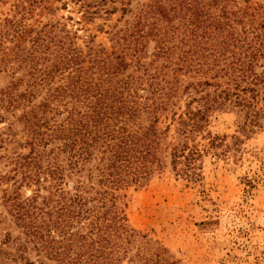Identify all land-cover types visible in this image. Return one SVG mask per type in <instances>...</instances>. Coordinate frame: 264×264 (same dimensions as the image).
Segmentation results:
<instances>
[{
  "label": "trees",
  "instance_id": "1",
  "mask_svg": "<svg viewBox=\"0 0 264 264\" xmlns=\"http://www.w3.org/2000/svg\"><path fill=\"white\" fill-rule=\"evenodd\" d=\"M150 1L114 34L111 52L7 21L0 45L13 72L0 90V126L10 116L8 130L21 127L16 144L29 152L17 156L14 177L37 187L24 201L15 195L26 239L4 253L6 264H174L129 226L121 192L144 186L166 160L196 180L201 153L190 142L216 110L244 111L251 126L264 117L263 41L221 19L186 18V0ZM181 74L193 81L171 137L160 124Z\"/></svg>",
  "mask_w": 264,
  "mask_h": 264
},
{
  "label": "rangeland",
  "instance_id": "2",
  "mask_svg": "<svg viewBox=\"0 0 264 264\" xmlns=\"http://www.w3.org/2000/svg\"><path fill=\"white\" fill-rule=\"evenodd\" d=\"M99 1L0 0V37L8 28L7 21L17 20L30 29L45 27L43 31L83 52L91 46L111 52L114 34L132 26L142 3L151 1ZM186 2V18L221 19L242 36L264 43V0ZM194 6L197 15H193ZM8 46L12 47L6 43L5 48ZM1 49L0 45V90L9 84L13 72L4 67ZM147 49L152 52L153 43ZM181 80L169 111L161 118L162 129L171 125V137L189 100L184 87L193 81L184 74ZM7 118L0 126V264L7 262L5 252L12 253L26 239L25 229L16 219L15 195H20L19 202L24 201L37 187L19 186L21 175L14 177L17 156L28 154L29 149L16 144L23 141H17L22 135L19 125L14 129L18 136L9 141L8 134L14 131L8 126L13 119ZM248 120V114L238 109L210 114L202 134L190 142L201 153L194 167L196 180L174 172L166 160L164 168L144 186L121 192L129 226L145 235L150 246L163 248L170 263L264 264V117L259 125H248Z\"/></svg>",
  "mask_w": 264,
  "mask_h": 264
}]
</instances>
